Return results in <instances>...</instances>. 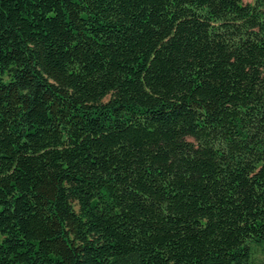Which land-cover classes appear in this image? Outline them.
<instances>
[{"label":"trees","instance_id":"16d2710c","mask_svg":"<svg viewBox=\"0 0 264 264\" xmlns=\"http://www.w3.org/2000/svg\"><path fill=\"white\" fill-rule=\"evenodd\" d=\"M0 264H264V0H0Z\"/></svg>","mask_w":264,"mask_h":264},{"label":"rangeland","instance_id":"374dc122","mask_svg":"<svg viewBox=\"0 0 264 264\" xmlns=\"http://www.w3.org/2000/svg\"><path fill=\"white\" fill-rule=\"evenodd\" d=\"M244 3L252 2L253 0H242Z\"/></svg>","mask_w":264,"mask_h":264}]
</instances>
